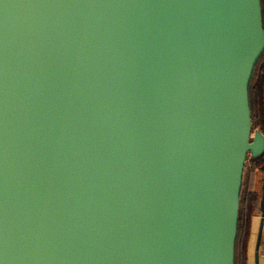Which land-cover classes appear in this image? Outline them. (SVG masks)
Wrapping results in <instances>:
<instances>
[{"label":"water","instance_id":"water-1","mask_svg":"<svg viewBox=\"0 0 264 264\" xmlns=\"http://www.w3.org/2000/svg\"><path fill=\"white\" fill-rule=\"evenodd\" d=\"M263 52L261 0H0V264H234Z\"/></svg>","mask_w":264,"mask_h":264},{"label":"trees","instance_id":"trees-1","mask_svg":"<svg viewBox=\"0 0 264 264\" xmlns=\"http://www.w3.org/2000/svg\"><path fill=\"white\" fill-rule=\"evenodd\" d=\"M264 28V0H261ZM252 131L264 135V52L257 61L249 84ZM264 163V153L245 166L239 201L234 264H254L255 249L251 231L252 217L260 213V194L256 190V171Z\"/></svg>","mask_w":264,"mask_h":264},{"label":"crops","instance_id":"crops-1","mask_svg":"<svg viewBox=\"0 0 264 264\" xmlns=\"http://www.w3.org/2000/svg\"><path fill=\"white\" fill-rule=\"evenodd\" d=\"M250 163V162H249ZM249 163L247 162L245 164V166H249ZM256 173V190L257 192L260 194V182L258 180L259 177V173L258 171L255 172ZM260 213L258 215H254L252 217V223H251V231L253 233V242H254V249H255V258L253 256V263L255 264V260L257 258V264H264V222H263V226L261 229V235H260V240H259V246L258 248H256V242H257V237H258V232H259V224H260Z\"/></svg>","mask_w":264,"mask_h":264},{"label":"built area","instance_id":"built-area-1","mask_svg":"<svg viewBox=\"0 0 264 264\" xmlns=\"http://www.w3.org/2000/svg\"><path fill=\"white\" fill-rule=\"evenodd\" d=\"M254 131H258V130H254ZM263 153H264V152H263ZM259 156H260V155H257V156H255V157H251L250 155H248V156H247L246 163H247V162L249 163L251 159H255V158L259 157Z\"/></svg>","mask_w":264,"mask_h":264},{"label":"rangeland","instance_id":"rangeland-1","mask_svg":"<svg viewBox=\"0 0 264 264\" xmlns=\"http://www.w3.org/2000/svg\"><path fill=\"white\" fill-rule=\"evenodd\" d=\"M258 180H259V178H258Z\"/></svg>","mask_w":264,"mask_h":264}]
</instances>
